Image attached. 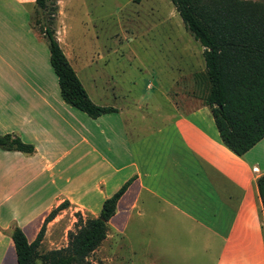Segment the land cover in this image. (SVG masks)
I'll list each match as a JSON object with an SVG mask.
<instances>
[{
	"label": "crops",
	"instance_id": "obj_1",
	"mask_svg": "<svg viewBox=\"0 0 264 264\" xmlns=\"http://www.w3.org/2000/svg\"><path fill=\"white\" fill-rule=\"evenodd\" d=\"M5 2L0 9L13 17L0 18V133L14 132L34 149L0 147V264H17L14 226L34 239L64 200L46 226L69 208L71 222L76 211L97 215L131 177L94 250L98 259L106 262L117 249L129 256L128 248L138 259L133 264H264L256 181L264 173V136L237 154L222 141L208 105L192 97L180 106L164 91L144 103L112 84L118 69L106 65L87 68L89 87L82 67L73 66L94 102L116 108L88 115L61 96L30 9L28 20H16L17 7Z\"/></svg>",
	"mask_w": 264,
	"mask_h": 264
},
{
	"label": "trees",
	"instance_id": "obj_2",
	"mask_svg": "<svg viewBox=\"0 0 264 264\" xmlns=\"http://www.w3.org/2000/svg\"><path fill=\"white\" fill-rule=\"evenodd\" d=\"M171 1L185 28L203 46V78L207 88L202 102L210 107L222 141L235 153L243 154L264 136V11L249 9L240 0H232L222 7L199 5L195 0ZM34 2L44 11L49 8L48 2L53 5L43 27L49 60L63 99L92 117L116 110L112 105L98 104L90 98L62 49L51 27L56 0ZM0 147L24 152L34 149L32 143L14 132L0 133ZM132 179H127L103 200L97 215L83 217L76 211L74 229L68 230V242L64 246L46 251L39 248L47 221L68 205L67 200L48 212L32 240H28L22 228L14 226L11 237L17 264H89L88 256L106 236L107 222ZM256 181L264 208V173Z\"/></svg>",
	"mask_w": 264,
	"mask_h": 264
},
{
	"label": "rangeland",
	"instance_id": "obj_3",
	"mask_svg": "<svg viewBox=\"0 0 264 264\" xmlns=\"http://www.w3.org/2000/svg\"><path fill=\"white\" fill-rule=\"evenodd\" d=\"M3 1L17 7L16 20L22 17L28 20L30 9L31 25L44 38L48 49L43 26L52 11L51 2H48L49 8L44 11L37 8L34 0L31 4ZM195 1L199 5L204 3L207 6L222 7L232 0ZM240 2L249 9L264 11V0ZM56 4L51 27L65 54L70 55L72 52L78 55L68 59L73 66L82 67L80 75L88 87L87 68L106 65L118 69L111 83L118 85L120 82L127 88L129 95L144 103L154 96L161 100L162 91L173 96L180 106L192 97L202 102L207 88L203 78L204 70H201L205 66L203 46L185 28L171 0H56ZM4 16L13 17L9 10L0 9V18ZM192 61L195 67H192ZM147 83L152 84V89L146 86ZM81 215L86 217L89 214L85 212ZM71 220L69 208L57 221L46 226L40 250L66 245L68 230L74 229L77 216ZM109 234V239H112L114 233L110 231ZM103 246L101 244L98 251L101 255ZM127 251L129 256L117 249L106 262L98 259L93 252L88 256V263L137 262L134 251L128 248Z\"/></svg>",
	"mask_w": 264,
	"mask_h": 264
},
{
	"label": "built area",
	"instance_id": "obj_4",
	"mask_svg": "<svg viewBox=\"0 0 264 264\" xmlns=\"http://www.w3.org/2000/svg\"><path fill=\"white\" fill-rule=\"evenodd\" d=\"M254 168H256V167H254Z\"/></svg>",
	"mask_w": 264,
	"mask_h": 264
}]
</instances>
